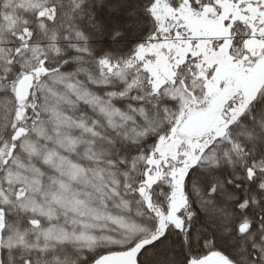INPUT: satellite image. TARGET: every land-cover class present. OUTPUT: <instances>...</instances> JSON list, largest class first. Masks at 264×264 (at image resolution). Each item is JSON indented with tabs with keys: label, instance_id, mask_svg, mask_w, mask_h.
<instances>
[{
	"label": "snow or ice",
	"instance_id": "snow-or-ice-1",
	"mask_svg": "<svg viewBox=\"0 0 264 264\" xmlns=\"http://www.w3.org/2000/svg\"><path fill=\"white\" fill-rule=\"evenodd\" d=\"M0 264H264V0H0Z\"/></svg>",
	"mask_w": 264,
	"mask_h": 264
}]
</instances>
